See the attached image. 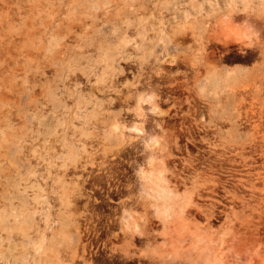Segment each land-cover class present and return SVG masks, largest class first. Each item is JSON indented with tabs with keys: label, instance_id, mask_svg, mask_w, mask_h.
<instances>
[{
	"label": "rangeland",
	"instance_id": "rangeland-1",
	"mask_svg": "<svg viewBox=\"0 0 264 264\" xmlns=\"http://www.w3.org/2000/svg\"><path fill=\"white\" fill-rule=\"evenodd\" d=\"M208 251L264 264V0H0V264Z\"/></svg>",
	"mask_w": 264,
	"mask_h": 264
},
{
	"label": "bare ground",
	"instance_id": "bare-ground-1",
	"mask_svg": "<svg viewBox=\"0 0 264 264\" xmlns=\"http://www.w3.org/2000/svg\"><path fill=\"white\" fill-rule=\"evenodd\" d=\"M231 30H232V28H231ZM231 30H229V31H231ZM247 30V29H246ZM246 30H244V29H241V31H239L238 29L237 30H235V29H233L232 31H231V33L227 36V38H225L226 39V42L225 43H229V42H231V41H233V40H240V42L242 41V43L243 44H249V43H251L252 42V36H250L251 34H249ZM224 34H227L226 32L224 33ZM250 45V44H249ZM159 178V177H158ZM157 177L156 178H153V177H148V179L147 180H149L150 181V189L152 190V191H154V193H157L158 194V196L163 200V202H164V204H166L167 206H169L166 210H165V213H164V216H163V218H164V220H165V223L167 224V220H169V218H172L171 217V215L174 213L173 211H172V206H175V204H173V203H175V202H172L173 201V199H172V201H171V199H170V195L168 194V192H167V190L166 189H164L163 187H161L160 185H159V182L158 181H160L159 179H158ZM152 186V187H151ZM174 201H175V199H174ZM162 213H163V211H162ZM174 215H176V212L174 213ZM174 215H172V216H174ZM162 216V215H161ZM178 216L176 215V219H178L177 218ZM159 218H162V217H159ZM163 220V221H164ZM165 224V225H166ZM180 231V230H179ZM178 231V232H179ZM183 238H182V235H181V232H179V234H178V237H177V242H182L183 240H182ZM180 245V244H179ZM210 251H208V252H206V254L204 255V257H203V264H214L215 262L213 261L214 259H212L213 258V256H212V253H211V255H210V253H209ZM212 256V257H211Z\"/></svg>",
	"mask_w": 264,
	"mask_h": 264
}]
</instances>
